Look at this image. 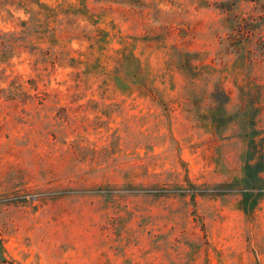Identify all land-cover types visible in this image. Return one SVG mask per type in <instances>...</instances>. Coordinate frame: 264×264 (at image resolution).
<instances>
[{
  "label": "rangeland",
  "instance_id": "1",
  "mask_svg": "<svg viewBox=\"0 0 264 264\" xmlns=\"http://www.w3.org/2000/svg\"><path fill=\"white\" fill-rule=\"evenodd\" d=\"M253 130L264 0H0V264H264Z\"/></svg>",
  "mask_w": 264,
  "mask_h": 264
},
{
  "label": "trees",
  "instance_id": "2",
  "mask_svg": "<svg viewBox=\"0 0 264 264\" xmlns=\"http://www.w3.org/2000/svg\"><path fill=\"white\" fill-rule=\"evenodd\" d=\"M255 131L253 130L252 134L247 138V152H246V166L244 169V188L248 191L246 195V201L249 203L252 201L251 199L256 197V195L261 194V186L264 185V180L258 176L260 172L264 171V153H260L258 150L257 142L255 140ZM258 155V156H257ZM253 160H257L254 167L251 168L250 162ZM256 190V192H253ZM248 207V206H247Z\"/></svg>",
  "mask_w": 264,
  "mask_h": 264
}]
</instances>
